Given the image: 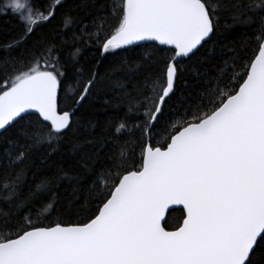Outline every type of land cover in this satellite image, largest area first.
<instances>
[{
	"label": "snow or ice",
	"instance_id": "6c2138e0",
	"mask_svg": "<svg viewBox=\"0 0 264 264\" xmlns=\"http://www.w3.org/2000/svg\"><path fill=\"white\" fill-rule=\"evenodd\" d=\"M0 15V264H264V0Z\"/></svg>",
	"mask_w": 264,
	"mask_h": 264
},
{
	"label": "trees",
	"instance_id": "16d2710c",
	"mask_svg": "<svg viewBox=\"0 0 264 264\" xmlns=\"http://www.w3.org/2000/svg\"><path fill=\"white\" fill-rule=\"evenodd\" d=\"M72 0H69V3L71 4ZM102 2V0H101ZM247 34L250 35L251 30H244V29H238L234 33H230V40L235 39L237 41L243 40L247 38ZM19 34V26L16 21L11 15L3 16L0 15V45L5 44L8 41H11L13 37L17 36ZM139 51V49L137 50ZM4 53L0 51V57H3ZM14 56L19 55V51L13 53ZM91 56V53L85 54V66L88 67V57ZM82 111L88 112L91 111L88 107V104H85V107ZM111 115V112L108 113ZM98 116H102V113H97ZM173 217H176L179 215V213H173ZM172 221H170L171 223Z\"/></svg>",
	"mask_w": 264,
	"mask_h": 264
}]
</instances>
